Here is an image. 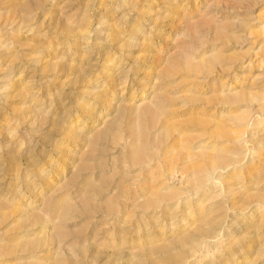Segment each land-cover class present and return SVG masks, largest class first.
I'll use <instances>...</instances> for the list:
<instances>
[{
	"label": "rangeland",
	"instance_id": "1",
	"mask_svg": "<svg viewBox=\"0 0 264 264\" xmlns=\"http://www.w3.org/2000/svg\"><path fill=\"white\" fill-rule=\"evenodd\" d=\"M0 264H264V0H0Z\"/></svg>",
	"mask_w": 264,
	"mask_h": 264
},
{
	"label": "bare ground",
	"instance_id": "2",
	"mask_svg": "<svg viewBox=\"0 0 264 264\" xmlns=\"http://www.w3.org/2000/svg\"><path fill=\"white\" fill-rule=\"evenodd\" d=\"M243 137V136H242ZM242 137H240L239 138V143H241L242 142V140H243V138ZM244 141V140H243ZM246 142V141H245ZM246 145V144H245ZM246 154V153H245ZM244 158V157H243ZM244 161V160H243ZM237 163V162H236ZM216 169V168H215ZM214 170V169H213ZM209 178L210 179H212V181H216V180H218V179H216V177H215V173L214 172H211L210 173V176H209ZM209 179V180H210ZM205 180V179H204ZM207 180V179H206ZM197 181H199L200 182V179L199 180H197ZM199 182H198V184H199ZM197 184V183H196ZM200 185V184H199ZM204 185V184H203ZM208 185H210V181H207V183L205 184V187L206 186H208ZM201 187H203L202 185H201ZM198 192V191H197ZM197 192H195V193H197ZM197 194H199V192L197 193ZM195 195V194H194ZM227 210H229V209H227Z\"/></svg>",
	"mask_w": 264,
	"mask_h": 264
}]
</instances>
